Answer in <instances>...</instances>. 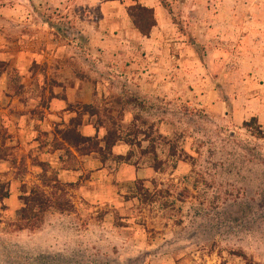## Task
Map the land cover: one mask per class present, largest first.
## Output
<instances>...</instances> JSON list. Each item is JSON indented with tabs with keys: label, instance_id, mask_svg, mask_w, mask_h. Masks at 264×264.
<instances>
[{
	"label": "rangeland",
	"instance_id": "374dc122",
	"mask_svg": "<svg viewBox=\"0 0 264 264\" xmlns=\"http://www.w3.org/2000/svg\"><path fill=\"white\" fill-rule=\"evenodd\" d=\"M0 145V264H264V0H0Z\"/></svg>",
	"mask_w": 264,
	"mask_h": 264
},
{
	"label": "trees",
	"instance_id": "16d2710c",
	"mask_svg": "<svg viewBox=\"0 0 264 264\" xmlns=\"http://www.w3.org/2000/svg\"><path fill=\"white\" fill-rule=\"evenodd\" d=\"M128 17L133 27L142 35L149 36L156 26V18L153 8L142 5L135 1L126 8ZM82 111L89 112L91 106L82 105ZM94 113V112H91ZM61 144L73 148L79 155L97 154L104 162L112 153L114 141L105 137L98 138L97 134L87 136L80 133L76 127H69L61 132ZM121 158L122 156H118ZM7 148L0 145V161L8 160ZM9 196V190L5 183L0 180V202ZM22 206L15 222L17 230L38 228L43 223L44 215L51 208L63 212L71 209V203L65 198L63 191L54 200L48 198L38 187H32L21 196Z\"/></svg>",
	"mask_w": 264,
	"mask_h": 264
},
{
	"label": "crops",
	"instance_id": "0c3cea01",
	"mask_svg": "<svg viewBox=\"0 0 264 264\" xmlns=\"http://www.w3.org/2000/svg\"><path fill=\"white\" fill-rule=\"evenodd\" d=\"M183 66H184V64H183ZM183 66H182V68L180 69V73H185L184 71H185V69L183 68Z\"/></svg>",
	"mask_w": 264,
	"mask_h": 264
}]
</instances>
